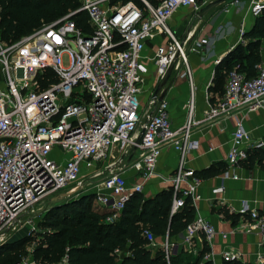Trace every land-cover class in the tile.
<instances>
[{
    "label": "built area",
    "instance_id": "built-area-1",
    "mask_svg": "<svg viewBox=\"0 0 264 264\" xmlns=\"http://www.w3.org/2000/svg\"><path fill=\"white\" fill-rule=\"evenodd\" d=\"M212 1L159 0L153 4L141 0L142 5H137L131 0H78L76 11L86 12L88 31L71 19L75 11L12 43L0 40V239L15 230L22 215L33 211L37 202L60 199L100 176L94 201L97 208L113 211L107 219L113 220L134 193H142L144 182L158 175L156 162L164 148L178 154L177 167L166 178L173 194L171 214L187 199L194 206L201 198L197 191L201 179L187 162L189 153L199 148L192 128L200 120L193 119L192 98L187 102L186 121L180 126L173 124L168 102L152 91L142 103L146 72L142 52L147 40L167 34L168 43L158 46L152 58L155 81L160 82L170 67L180 66L182 75L190 78L185 45L191 36L175 37L168 21L178 8L198 13ZM247 1L251 16H260L264 0ZM243 34L241 31L240 36ZM206 42L207 38L194 40L188 50L199 54ZM46 69L53 72L52 79L46 76ZM40 80H47V85L41 86ZM263 101L264 65L257 66L252 78L233 68L219 99L204 111L206 124L236 119L225 160L228 169L246 160L249 150L263 147L262 140L248 143V134L237 118L244 110H257ZM103 162L107 163L101 168ZM129 168L141 176L139 183L127 181L124 171ZM238 211L248 217L246 232L260 236L264 243V214L246 203ZM200 234L208 242L216 234L228 235L196 215L183 230L182 242L189 245ZM143 236L150 246L155 245L156 236L148 228ZM160 248L171 264L178 251L176 243L166 235ZM239 258L231 250L222 253L224 261ZM257 261L264 264V255L258 254ZM16 264L36 263L23 259ZM58 264H67L66 257Z\"/></svg>",
    "mask_w": 264,
    "mask_h": 264
},
{
    "label": "crops",
    "instance_id": "crops-1",
    "mask_svg": "<svg viewBox=\"0 0 264 264\" xmlns=\"http://www.w3.org/2000/svg\"><path fill=\"white\" fill-rule=\"evenodd\" d=\"M231 1L227 0L202 15L190 8H178L168 21V27L175 37L184 39L187 34L191 36L189 43L185 45L190 78L182 75L183 66L172 69L159 96L165 91L163 99L168 102L169 116L175 126H180L186 121L187 102L191 98L193 100V119L200 122L193 126L192 138L199 142V148L189 153L187 166L195 171L217 169L221 164L226 165L225 160L235 128V118L204 123V111L219 99L225 84L226 75L220 87L215 86L213 77L216 65L230 50L244 41L240 36L241 31L249 30L255 21V17L251 16L248 9L247 0H239L238 4L234 5L229 4ZM154 3H157V0H154ZM200 38L208 39V42L202 45L201 52L199 54L190 52L188 49L193 41ZM168 41V35L165 33L146 41L142 52L146 67L142 85L146 91L141 95L142 103L147 100V94L153 92L157 84L152 58L157 47L166 45ZM261 64L264 65V51ZM237 118L243 123L249 144L259 140L264 142V101L257 110L253 112L244 110ZM177 164L178 154L171 148H164L156 162L155 172L158 175L144 182L142 194L145 197H153L162 190L170 189V183L166 178L173 173ZM225 171H228L227 176L224 174ZM233 174L237 177H232ZM124 175L130 184L141 181V176L132 168L126 169ZM220 187L223 188L222 191L212 192ZM197 191L201 198L194 204L195 216L199 215L208 220L218 232H225L228 235L222 238L220 234H216L208 242L203 234H200L194 237L189 245H185L182 242V231L170 237V240L176 243L177 250L186 249L198 254L204 244H207L210 251L204 260H211L213 264H224L222 253L227 250L238 253L240 258L237 260L242 264H259L257 255H264V243L260 236L246 232L248 217L239 214L238 210L246 203L250 208L264 214V168L256 164L246 166L242 161L234 168L225 167L212 176L203 177ZM94 205L97 208L96 204ZM227 214L240 216L233 219ZM157 238L159 237L156 236ZM156 245L155 241V245L150 246L153 252L160 248V245ZM30 260L27 261L34 262L31 256Z\"/></svg>",
    "mask_w": 264,
    "mask_h": 264
},
{
    "label": "trees",
    "instance_id": "trees-1",
    "mask_svg": "<svg viewBox=\"0 0 264 264\" xmlns=\"http://www.w3.org/2000/svg\"><path fill=\"white\" fill-rule=\"evenodd\" d=\"M123 2L127 0H122ZM142 5L141 0H131ZM153 4L154 0H149ZM79 7L78 0H0V40L12 43L32 32L44 23L52 22ZM71 19L83 31H88L87 14L76 11ZM243 42L237 44L218 62L215 69V86L220 87L225 75L233 68L252 78L257 74V66L262 63L264 51V10L255 17L253 26L244 32ZM46 76L53 78L50 69ZM47 80H40L41 86ZM246 166L258 165L264 168V147L247 152ZM227 165L217 169L208 168L194 171L202 179L212 176ZM95 194H81L67 202H55L45 211L48 220L43 226L50 229L38 235L32 247L31 257L36 264H58L66 257L67 264H167L161 248L155 252L143 236L148 228L155 236L173 237L182 232L195 217V208L187 199L182 208L171 214L173 194L165 189L153 197L134 193L123 210L111 221L113 211L96 208L93 205ZM229 218H238L230 214ZM31 239L23 237L16 241L0 244V264H16L28 253ZM210 249L204 244L200 253L186 249L176 252L171 264H213L204 260ZM224 264H242L239 260L225 261ZM252 264V263H249ZM261 264V263H259Z\"/></svg>",
    "mask_w": 264,
    "mask_h": 264
},
{
    "label": "rangeland",
    "instance_id": "rangeland-1",
    "mask_svg": "<svg viewBox=\"0 0 264 264\" xmlns=\"http://www.w3.org/2000/svg\"><path fill=\"white\" fill-rule=\"evenodd\" d=\"M243 42V41H242ZM67 58L64 55L63 57V63L66 64ZM182 72V71H181ZM227 77V75H226ZM226 81V78H225ZM145 88H142L143 94L145 93ZM63 155V156H62ZM61 157L65 158L67 157V154H62ZM56 153L52 154V157H55ZM107 162H103L100 164V167L103 168L104 165ZM103 176L96 177V179L92 182V184H86L82 188L74 191L71 195L69 196H64L60 199H58L56 202H67L70 201L74 198H77L81 194H92L95 192V184L100 181V179ZM51 198L46 199V200H41L36 203V206L34 207L33 211H30L21 217V221L18 224L17 228L15 230L7 232L1 239H0V244L5 243V242H11L15 241L18 239H21L23 237H28L31 239V242L28 245V253L24 257L25 260H30V255H31V250L32 247L36 244L38 235L42 232H44L47 229H50V227H45L43 224H46L48 220L45 218V211H47L51 207V203L49 202ZM96 204V202H93V205ZM95 206V205H94ZM44 209L43 212L39 213V210ZM167 234L164 236H160L159 238L156 239V246L160 245ZM31 261V260H30Z\"/></svg>",
    "mask_w": 264,
    "mask_h": 264
},
{
    "label": "water",
    "instance_id": "water-1",
    "mask_svg": "<svg viewBox=\"0 0 264 264\" xmlns=\"http://www.w3.org/2000/svg\"><path fill=\"white\" fill-rule=\"evenodd\" d=\"M225 0H214L212 2H209L208 4H206L205 6H203L200 10H199V14L202 15L204 13H206L207 11L213 9L214 7H216L217 5L221 4L222 2H224ZM172 67H170L165 75V77L160 81V82H157V84L155 85V88H154V91H153V95L154 96H158L160 99H162L165 95V91H163L160 96H159V92L161 90V88L166 85L168 79H169V76L170 74L172 73ZM140 136L137 138L136 140V144L134 145V149L137 148V144L140 142ZM72 192H68L65 196H69L71 195ZM59 198H56V197H53L49 200V202L52 204V203H55ZM44 209H41L39 210V213L43 212Z\"/></svg>",
    "mask_w": 264,
    "mask_h": 264
},
{
    "label": "bare ground",
    "instance_id": "bare-ground-1",
    "mask_svg": "<svg viewBox=\"0 0 264 264\" xmlns=\"http://www.w3.org/2000/svg\"><path fill=\"white\" fill-rule=\"evenodd\" d=\"M28 76H30V72H28V74H27Z\"/></svg>",
    "mask_w": 264,
    "mask_h": 264
}]
</instances>
